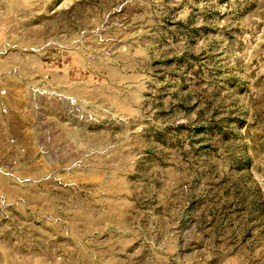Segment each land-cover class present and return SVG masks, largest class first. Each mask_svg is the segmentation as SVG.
Here are the masks:
<instances>
[{
  "label": "rangeland",
  "instance_id": "obj_1",
  "mask_svg": "<svg viewBox=\"0 0 264 264\" xmlns=\"http://www.w3.org/2000/svg\"><path fill=\"white\" fill-rule=\"evenodd\" d=\"M0 264H264V0H0Z\"/></svg>",
  "mask_w": 264,
  "mask_h": 264
}]
</instances>
